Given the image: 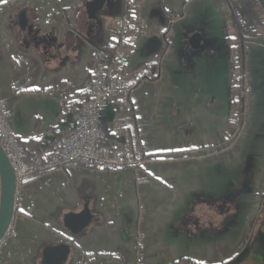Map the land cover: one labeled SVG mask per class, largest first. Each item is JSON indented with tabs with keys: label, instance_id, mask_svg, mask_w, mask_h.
I'll return each instance as SVG.
<instances>
[{
	"label": "crops",
	"instance_id": "crops-1",
	"mask_svg": "<svg viewBox=\"0 0 264 264\" xmlns=\"http://www.w3.org/2000/svg\"><path fill=\"white\" fill-rule=\"evenodd\" d=\"M172 15L157 80L132 91L134 120L110 105L101 122L104 145L132 137L147 160L27 181L0 264H222L241 247L264 210V45L249 42L251 94L235 140L222 0H0V97L17 138L48 158L116 21L134 26L131 70L154 60Z\"/></svg>",
	"mask_w": 264,
	"mask_h": 264
},
{
	"label": "built area",
	"instance_id": "built-area-1",
	"mask_svg": "<svg viewBox=\"0 0 264 264\" xmlns=\"http://www.w3.org/2000/svg\"><path fill=\"white\" fill-rule=\"evenodd\" d=\"M117 36L124 34L126 25L121 20ZM127 39H123V42ZM105 57V62L100 63L94 70L93 78L86 87L89 100L75 112L71 118L67 131L59 142L60 152L49 160L35 155L31 160L24 158V146L20 143L11 127L12 112L6 101L0 97V145L9 158L16 176L15 208L20 206L21 185L29 176L45 175L55 167H79L92 164L98 169H115L125 167L138 159L141 151L135 155L125 157L118 151H112L101 143L103 131L100 123L105 109L109 105L119 104L129 109V94L135 85L150 76L145 69L132 72L131 79L111 67L112 61H107L108 54H99L98 59ZM111 63L110 65L107 63ZM105 64V65H104ZM15 235L12 224L7 228L0 240V251L8 239Z\"/></svg>",
	"mask_w": 264,
	"mask_h": 264
},
{
	"label": "trees",
	"instance_id": "trees-1",
	"mask_svg": "<svg viewBox=\"0 0 264 264\" xmlns=\"http://www.w3.org/2000/svg\"><path fill=\"white\" fill-rule=\"evenodd\" d=\"M138 0H134L136 3ZM227 7L228 17L225 22V32L226 35L223 39V48L229 58L233 63V72L236 74L237 82L231 87V101L229 106V123L233 124L234 127L239 125L241 120L242 111L244 110L245 104L247 102L248 96L251 92L248 82V57L250 54L249 42L255 39H260L264 45V21H258V16L264 14V8L259 0H222ZM171 20L161 28L162 42L157 51L154 60L146 65L149 69L151 76L150 80H157L159 76V68L161 60L169 46L168 35L172 29V24L176 20V16L168 17ZM117 44L114 43L112 48L108 50L114 55ZM88 95L85 91L75 98L71 99L67 105L65 120L61 125H66L62 132L67 128L69 120L72 116L75 107L81 108L82 105L87 102ZM234 116L236 120L234 119ZM234 119V120H233ZM68 120V122H67ZM129 120H134V116L130 115ZM56 136L55 142L57 143L59 139L63 136ZM27 153V156H33L35 154H40L41 150H34L33 147L36 146L37 141L31 140L29 142H21ZM52 154L59 153L58 145L53 148ZM43 156V155H42ZM93 167L92 165H89ZM172 264H200L187 257H181L178 260L172 262ZM222 264H230V262H224ZM233 264V263H231ZM235 264V263H234Z\"/></svg>",
	"mask_w": 264,
	"mask_h": 264
},
{
	"label": "rangeland",
	"instance_id": "rangeland-1",
	"mask_svg": "<svg viewBox=\"0 0 264 264\" xmlns=\"http://www.w3.org/2000/svg\"><path fill=\"white\" fill-rule=\"evenodd\" d=\"M263 2H264V0H263ZM264 8V7H263ZM128 16H124V17H121V18H119L117 21H116V25H115V28H113V30L112 31H110V34H109V37H108V40H107V43H106V45H105V47H103V48H99V49H97L95 52H94V54H93V64H92V71H91V75H90V77H89V79H88V81H87V83H86V86H85V89H84V91L86 92V94H87V89H86V87H87V84L89 83V81L93 78V74H94V70L95 69H98V67L100 66V63H104L105 62V57L106 56H103L102 58H101V60L100 59H98V55L101 53V54H108L109 56H108V60L107 61H112V65H111V67H114V68H116V69H118V71L120 72V73H122V74H124V75H126V77H128L129 79H131V75H132V72H138L139 70H142V69H145L148 73H149V69H148V67L146 66V65H148V64H144V65H141V66H138V67H135V68H132L131 70H127L126 69V60H125V57H124V51H127L128 49H130L131 48V43H132V37H131V35L133 34V32H134V26L133 25H131L130 24V22H129V18H127ZM132 17V16H131ZM123 21V23L126 25V29L123 31V33L124 34H119V36H117V30H120L121 28H120V26H119V22L120 21ZM171 19L169 18V19H167V23L170 21ZM264 21V14H262V15H259L258 16V21ZM166 23V24H167ZM164 27V26H163ZM162 28V27H161ZM171 32V31H170ZM169 35H170V33H169ZM169 35H168V41H169V43H170V39H169ZM123 39H127V41L125 42H123ZM255 40H260V39H255ZM253 41V40H252ZM261 41V40H260ZM114 43H116L117 44V46H116V49H115V52H114V55L113 54H111L110 53V51L108 50V48L109 49H111L112 48V46H113V44ZM109 65L111 64V63H109V62H107ZM151 63V62H150ZM149 63V64H150ZM105 65V64H104ZM232 65H233V63H232ZM150 76H151V74H150ZM149 76V77H150ZM149 77L148 78H145V79H143L141 82H143L144 80H150L149 79ZM236 82H237V78H236V74L233 72V68H232V86L234 85V84H236ZM140 84V83H139ZM139 84H137V85H135V87H137ZM134 87V88H135ZM133 88V89H134ZM133 89L130 91V94H129V109H126V108H124L123 106H121V105H119V104H113V105H115V106H117V107H120L121 109H123L124 111H126V113H128V114H132V109H133V106H132V103H131V94H132V91H133ZM89 97V96H88ZM88 100H89V98H88ZM87 100V101H88ZM86 104V102L82 105V107L84 106ZM110 106V105H109ZM81 107V108H82ZM80 110V108H77V107H75V109L73 110V113H72V116H73V114L75 113V112H77V111H79ZM242 113V116H244L245 115V112H241ZM72 116H71V118H72ZM71 118H70V121H71ZM234 119L236 120V118H235V116H234ZM233 119V120H234ZM70 121H69V123H70ZM101 122H102V120H101ZM242 122V121H241ZM69 123H68V125H67V128H68V126H69ZM231 124V123H230ZM233 127H234V125L233 124H231ZM243 125L244 124H242V123H240L239 122V125L237 126V127H234L236 130L237 129H241L242 127H243ZM100 127H101V129H102V126H101V123H100ZM67 128H66V130H65V132L67 131ZM13 129V128H12ZM102 131H103V129H102ZM65 134V133H64ZM63 134V135H64ZM103 134H104V131H103ZM63 137V136H62ZM61 137V138H62ZM103 137H104V135H103ZM103 137H102V139H101V143H102V145L104 146V147H106L107 149H110V150H112V151H118V152H120L121 154H123L125 157H130L131 155H135L136 153H137V151H141V155H140V157L138 158V159H136V158H133V161L132 162H130L129 164H126L125 165V167H122V168H115V169H98V168H96L95 166H93L92 164H88V165H81V166H79V167H65V168H60V167H55L54 169H52L50 172H48V173H46L45 175H48V174H50L51 172H53V171H57V170H65V169H71V168H81V167H90L89 165H92L93 166V168H95V169H97V170H105V171H119V170H124V169H127V168H135V169H137V168H140L141 166H142V164L147 160V155H146V153H145V151H144V149H143V147H142V145L140 144V143H138V141L137 140H134V138H132V137H129V138H127V136L126 137H121L120 138V140H118V139H116L115 141H114V143H113V145H104L103 144ZM61 138L59 139V141H58V147H59V142H60V140H61ZM20 141V140H19ZM20 143H21V141H20ZM22 144V143H21ZM23 145V144H22ZM24 146V145H23ZM24 151H25V147H24ZM59 152H60V147H59ZM59 154V153H58ZM35 155H40V154H35ZM35 155H33V156H35ZM55 155H57V154H52V156H50V157H48V158H45L44 156H42V155H40L43 159H45V160H49L50 158H52L53 156H55ZM33 156H30V157H28L27 156V153H26V151H25V156H24V158H26V160H31L32 159V157ZM14 169V168H13ZM14 173H15V171H14ZM41 176H44V175H35V176H29L24 182H23V184L21 185V195H20V198H21V200H22V196H23V191H24V187H25V185H26V183H27V181H29L30 179H32L33 177H41ZM15 178H16V176H15ZM15 183H16V179H15ZM16 190V189H15ZM16 192V191H15ZM0 197H1V194H0ZM0 202H1V198H0ZM20 205H21V202H20ZM19 209V207L18 208H15V196H14V210H15V212L17 211ZM15 212H14V214H15ZM14 216V215H13ZM13 220V219H12ZM11 224H12V222H11ZM10 224V225H11ZM12 226H13V224H12ZM238 252H240V251H238ZM237 252V253H238ZM195 261V260H194ZM174 262V261H173ZM197 262V261H196ZM199 263V262H198ZM163 264H172V262H170V263H163ZM241 264H243V263H241ZM246 264H251V263H246Z\"/></svg>",
	"mask_w": 264,
	"mask_h": 264
},
{
	"label": "flooded vegetation",
	"instance_id": "flooded-vegetation-1",
	"mask_svg": "<svg viewBox=\"0 0 264 264\" xmlns=\"http://www.w3.org/2000/svg\"><path fill=\"white\" fill-rule=\"evenodd\" d=\"M248 82H249V77H248ZM230 101H231V93H230L229 106H230ZM247 102L245 104L243 112L246 111ZM244 121H245V115L244 116L241 115L240 123L244 124ZM241 129H237V130L235 129V140H237V138L242 133ZM262 204L264 208V201ZM240 246L241 247L237 249L235 255L227 262H230V264L231 263L241 264L252 259L251 261L252 262L254 261L255 264L264 263V210L261 212V214L259 213L258 215H254L251 218L250 226L248 227L243 242L241 243Z\"/></svg>",
	"mask_w": 264,
	"mask_h": 264
},
{
	"label": "water",
	"instance_id": "water-1",
	"mask_svg": "<svg viewBox=\"0 0 264 264\" xmlns=\"http://www.w3.org/2000/svg\"><path fill=\"white\" fill-rule=\"evenodd\" d=\"M264 7L263 0H259ZM15 173L5 151L0 145V240L10 226L14 215Z\"/></svg>",
	"mask_w": 264,
	"mask_h": 264
},
{
	"label": "snow or ice",
	"instance_id": "snow-or-ice-1",
	"mask_svg": "<svg viewBox=\"0 0 264 264\" xmlns=\"http://www.w3.org/2000/svg\"><path fill=\"white\" fill-rule=\"evenodd\" d=\"M23 211V210H22Z\"/></svg>",
	"mask_w": 264,
	"mask_h": 264
}]
</instances>
